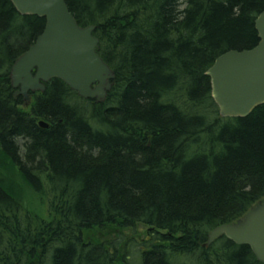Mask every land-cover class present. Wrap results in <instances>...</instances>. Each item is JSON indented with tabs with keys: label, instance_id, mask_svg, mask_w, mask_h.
I'll return each mask as SVG.
<instances>
[{
	"label": "trees",
	"instance_id": "1",
	"mask_svg": "<svg viewBox=\"0 0 264 264\" xmlns=\"http://www.w3.org/2000/svg\"><path fill=\"white\" fill-rule=\"evenodd\" d=\"M65 2L113 85L92 103L53 79L22 110L9 69L45 19L0 0V264H264L225 236L204 246L264 197V104L220 117L205 74L255 46L264 0Z\"/></svg>",
	"mask_w": 264,
	"mask_h": 264
},
{
	"label": "water",
	"instance_id": "2",
	"mask_svg": "<svg viewBox=\"0 0 264 264\" xmlns=\"http://www.w3.org/2000/svg\"><path fill=\"white\" fill-rule=\"evenodd\" d=\"M10 1L20 14L45 19L41 33L11 66L9 77L13 87H20L17 93L28 99L29 90H44L42 82L60 78L81 97L103 101L114 73L96 52L95 26H79L65 0ZM254 25L259 39L255 46L227 50L205 71L221 116L245 117L264 103V9ZM38 124L48 125L43 121ZM222 235L235 244L247 245L264 263V198L235 222L213 228L205 245Z\"/></svg>",
	"mask_w": 264,
	"mask_h": 264
},
{
	"label": "rangeland",
	"instance_id": "3",
	"mask_svg": "<svg viewBox=\"0 0 264 264\" xmlns=\"http://www.w3.org/2000/svg\"><path fill=\"white\" fill-rule=\"evenodd\" d=\"M73 102H75V103L80 105L79 109L81 111H85L86 114L88 113V111L84 109V108L87 107L88 104H85L84 101H82L79 98H75V99H73ZM81 105H84L85 107L83 108ZM107 106H109V105H106V104L104 105V107H107ZM22 110H24L26 112H29L30 111V107L29 106L27 108L22 107ZM93 125L95 126L97 124L93 123ZM28 197H29V200H28L29 203H31V204H33V203L37 204L38 203V197L36 195L28 194ZM40 200H41V198L39 197V201ZM145 231H146V226L145 225H143V224H138L137 225L135 236L138 238L139 241L143 238Z\"/></svg>",
	"mask_w": 264,
	"mask_h": 264
},
{
	"label": "bare ground",
	"instance_id": "4",
	"mask_svg": "<svg viewBox=\"0 0 264 264\" xmlns=\"http://www.w3.org/2000/svg\"><path fill=\"white\" fill-rule=\"evenodd\" d=\"M91 122H92V121H91ZM92 124H93V122H92ZM42 189H43V193H44V195H46V192H47L48 186L45 185Z\"/></svg>",
	"mask_w": 264,
	"mask_h": 264
}]
</instances>
